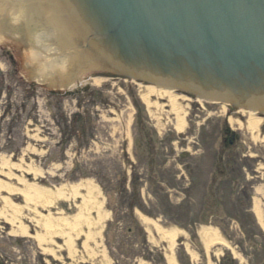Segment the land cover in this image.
<instances>
[{"label":"rangeland","instance_id":"374dc122","mask_svg":"<svg viewBox=\"0 0 264 264\" xmlns=\"http://www.w3.org/2000/svg\"><path fill=\"white\" fill-rule=\"evenodd\" d=\"M160 90L107 69L51 88L0 41V264H264V114Z\"/></svg>","mask_w":264,"mask_h":264},{"label":"water","instance_id":"95a60500","mask_svg":"<svg viewBox=\"0 0 264 264\" xmlns=\"http://www.w3.org/2000/svg\"><path fill=\"white\" fill-rule=\"evenodd\" d=\"M0 38L51 88L107 69L264 112V0H0Z\"/></svg>","mask_w":264,"mask_h":264},{"label":"bare ground","instance_id":"6f19581e","mask_svg":"<svg viewBox=\"0 0 264 264\" xmlns=\"http://www.w3.org/2000/svg\"><path fill=\"white\" fill-rule=\"evenodd\" d=\"M2 40H3V38H0V41H2ZM72 83L73 82H71L65 86H68ZM158 87L161 89L160 92L163 94L169 92V90H168L169 88H167V87H160V86H158ZM260 120L261 119H255L254 118L250 121V123L252 126H255L257 123L261 122ZM183 124H185V119L179 118V125L178 126L181 127V126H183ZM5 185H6V183H3L2 186L6 188L7 185L6 186ZM33 188L36 190V195L32 194L30 191L29 192L25 191V193H26L27 199L30 201H34V202H42V203L51 204L53 202V200L57 198L58 195H62V191L56 193V192L49 190V189L37 188L36 186H33ZM90 208L91 207H87V211H89ZM49 221L45 222L44 225L52 228L53 224L50 223Z\"/></svg>","mask_w":264,"mask_h":264},{"label":"flooded vegetation","instance_id":"af4514ba","mask_svg":"<svg viewBox=\"0 0 264 264\" xmlns=\"http://www.w3.org/2000/svg\"><path fill=\"white\" fill-rule=\"evenodd\" d=\"M230 105L231 107H235L234 104H228ZM240 137L239 134H237L236 132H234V129H231L229 128V126H227L225 128V136H224V141H228L229 145H232L236 142V140ZM235 161L237 160L236 157L233 158ZM230 160V159H229ZM223 172V170H222ZM251 198V196H250ZM9 224V228H10V223L7 222ZM10 234V233H9Z\"/></svg>","mask_w":264,"mask_h":264}]
</instances>
